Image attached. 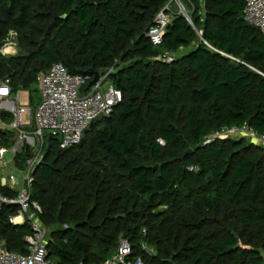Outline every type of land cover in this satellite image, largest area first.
<instances>
[{
    "label": "trees",
    "instance_id": "16d2710c",
    "mask_svg": "<svg viewBox=\"0 0 264 264\" xmlns=\"http://www.w3.org/2000/svg\"><path fill=\"white\" fill-rule=\"evenodd\" d=\"M189 1L192 24L174 15L162 43L154 46L147 34L168 0H50L57 13L51 23L53 37L33 46L24 61L0 56V81L11 78L14 90L28 88L55 63L70 74L93 78L116 66L109 81L122 91V103L108 118L92 123L79 145L61 150L51 140L34 175L31 197L43 209L44 227L52 224L46 238L49 258L56 264H100L115 255L120 242L110 246L115 235H97L96 227L74 214L68 225L59 224L72 196L63 201L59 217L53 214V199H62V190L57 186L50 196L47 186L53 187L57 179L82 177L79 156L57 168L73 149L97 155L99 160L89 158L91 165L119 170L115 174L126 177L139 196H156L176 212H186L187 198H195L184 217L196 233L187 253L174 262L264 264V147L245 138L205 145L224 126L247 124L264 134V35L244 19L247 0ZM35 5L36 0H0V38L11 29H27ZM166 52L178 53V58L171 64L158 60ZM117 60L130 63L118 66ZM11 144V135L0 131V147ZM26 157L19 155L20 163ZM90 182V196L96 198L104 179L94 173ZM3 193L16 194L7 189ZM83 206L84 201L80 211ZM17 211L14 205L2 207L0 242L12 253L26 254L31 226L10 223ZM218 218L223 228L203 234L205 221ZM136 222L122 237L132 243L134 255L146 264H174L163 258L173 257L168 249L173 219H165V229H158L164 239ZM238 228L246 247L239 245ZM141 241L159 255L147 256Z\"/></svg>",
    "mask_w": 264,
    "mask_h": 264
},
{
    "label": "built area",
    "instance_id": "2783aa9c",
    "mask_svg": "<svg viewBox=\"0 0 264 264\" xmlns=\"http://www.w3.org/2000/svg\"><path fill=\"white\" fill-rule=\"evenodd\" d=\"M182 8L181 15L192 24L191 15H186V9ZM168 12L169 8L163 9L148 31L147 36L154 46H159L164 39L171 22ZM243 14L245 21L264 35V0H247ZM178 55L166 52L158 60L171 64ZM113 72L114 68L109 69L100 76L98 83L83 93L82 89L90 85L94 78L86 74H70L63 64L55 63L47 73L37 77L40 101L35 110L30 111L28 123L24 122L20 93L13 89L11 78L0 81V131L15 135L10 146L0 147V211L5 205L17 206L18 211L10 216V223L14 226L29 223L31 226V234L26 238L27 253H12L4 242H0V264H56L49 258L47 230L41 220L43 209L31 197L34 175L45 160L51 140L54 139L61 150L79 145L92 123L108 118L115 107L122 103V91L109 81ZM106 82H109L107 87ZM230 138H251L254 143L264 147V134L247 124L224 126L207 137L205 145ZM159 142L165 145L164 141ZM24 153L27 157L22 166L18 156ZM10 166L19 176L8 172ZM3 189L16 194L14 197L7 196ZM140 247L147 256L155 255L146 241H141ZM134 252L132 243L122 239L115 255L100 264H146L143 257L135 256Z\"/></svg>",
    "mask_w": 264,
    "mask_h": 264
},
{
    "label": "rangeland",
    "instance_id": "374dc122",
    "mask_svg": "<svg viewBox=\"0 0 264 264\" xmlns=\"http://www.w3.org/2000/svg\"><path fill=\"white\" fill-rule=\"evenodd\" d=\"M182 6L186 9V12L184 13L186 15H191L192 5L189 0H168L162 10L169 8V17L172 19L176 14H183ZM56 14L55 9L51 6L50 0H36L35 7L30 11L29 27L20 32L11 29L6 37L0 38V56L7 58L15 57L20 61L26 60L32 53L33 46H37L43 40L53 37L51 23ZM128 63H130V60L116 61V65L118 66L126 65ZM39 67L40 65L38 64L37 68ZM114 68H116V66ZM107 86H109V82L105 83V87ZM18 91L20 93V106L24 112V122L28 123L30 121V111H34L37 102H39L37 96H40L38 93L40 91V85L38 82H33L28 88L19 87ZM98 127H100V125ZM7 133L11 135V141L13 142L15 135L11 132ZM89 139L90 136H87V143H89ZM245 142L253 143L251 138H245ZM78 150L80 149H73L71 152L65 154V158L60 161L57 168L63 167L66 162L79 156L83 161L81 164L83 172L80 170L82 177L67 182H62L57 179L53 187L49 188L47 186L49 189L48 195L50 196L55 193L57 186L62 190V199H53V214L55 216L59 217L63 201H68L70 196H72L73 199L70 202L71 207L69 211H67L66 217H63L59 224L64 226L68 225V217L71 214H74L82 223L84 222L96 227L97 235H101L102 237L105 236V238L106 235H115L116 240L109 244L111 246L117 241H121L123 236L129 234V226H132L136 221L138 224L145 223L144 225L150 228L153 236H160L164 239V234H159L158 229L160 226L165 229V225L162 224L163 221L167 218H172L174 222L171 227V242L168 243V249L172 252L173 257L163 258L172 261L174 264H180V262H174V260H176V258L180 259L181 255L187 253L188 247H191L192 245L191 237L196 233V231L187 227V220L184 217V214L186 215V213L191 210L189 209L191 208L190 203L195 198H187L185 204L187 206L186 212H176L168 205L161 204L156 196H139L126 177L115 174L121 173L119 170L109 171V169L105 167V164L91 165L90 159L99 160L97 155H87L85 152L86 149L79 154ZM23 164L24 162H21L22 166ZM7 170L8 172H13L16 176H19V173L14 171L12 166ZM94 173H98L99 178L104 179V183L102 184L96 198L90 196V194L93 193L90 181ZM106 187L109 188V193L103 191ZM189 188L190 186H186V193H188ZM72 191L74 192L72 193ZM97 198H103V201L96 200ZM82 201H84V206L83 210L80 211L79 208ZM97 201L99 203H97ZM107 218L112 219V223L108 221ZM209 219L205 221L204 229L202 230L203 234L214 230L216 227H219L220 229L223 228L219 222L221 218H218L217 222H215L216 220L210 221ZM49 225L52 226V224L47 223L45 227L48 233L50 232ZM241 231V228H238L236 231V234L239 237V245L240 247H246L245 245L247 244L244 242V237L242 236ZM153 250L155 254L159 255L158 250ZM229 264L238 263L231 261Z\"/></svg>",
    "mask_w": 264,
    "mask_h": 264
},
{
    "label": "water",
    "instance_id": "95a60500",
    "mask_svg": "<svg viewBox=\"0 0 264 264\" xmlns=\"http://www.w3.org/2000/svg\"><path fill=\"white\" fill-rule=\"evenodd\" d=\"M99 80H100V75H99V73H95V75H94V79H93L92 82L90 83L89 87H92L94 84L98 83ZM191 153H192V151L190 150V151H188V152L186 153V155L191 154Z\"/></svg>",
    "mask_w": 264,
    "mask_h": 264
}]
</instances>
